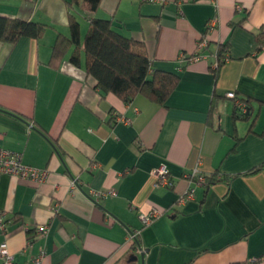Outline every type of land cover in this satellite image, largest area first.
Masks as SVG:
<instances>
[{"label":"crops","instance_id":"crops-1","mask_svg":"<svg viewBox=\"0 0 264 264\" xmlns=\"http://www.w3.org/2000/svg\"><path fill=\"white\" fill-rule=\"evenodd\" d=\"M70 1L0 0V16L47 25L39 40L0 42V148L49 171L39 184L0 174V244L18 264L41 254L44 264H264V167L251 173L264 164V0H102L95 13ZM69 14L82 41L92 18L112 19L155 70L177 74L165 105L103 95L84 52L80 67L72 49L52 68ZM229 93L250 101V120L234 118ZM161 166L173 187H155ZM197 167L218 181L178 203ZM152 209L162 214L143 227L138 214ZM138 229L143 257L127 240Z\"/></svg>","mask_w":264,"mask_h":264},{"label":"trees","instance_id":"trees-1","mask_svg":"<svg viewBox=\"0 0 264 264\" xmlns=\"http://www.w3.org/2000/svg\"><path fill=\"white\" fill-rule=\"evenodd\" d=\"M91 13H95L102 0H83ZM71 0L68 6L77 4ZM47 25L26 21L19 18L0 16V42L15 45L22 38L39 40L43 37ZM70 35L58 34L52 47L49 64L59 69L65 56L73 49L70 61L80 67L81 53L86 56L85 69L88 75L97 81L96 88L103 94L112 93L124 103H131L136 97L144 96L158 105H165L179 83V76L174 73L155 70L149 59L144 44L132 37L123 35L112 19L92 18L84 41L77 18L69 14ZM259 50L264 46V35L258 37ZM227 45L219 47L217 67L213 68L215 76L222 64L228 59ZM214 100V99H213ZM247 106V112L241 113L234 105L233 116L236 120L252 118V108L247 99L235 95ZM264 164L251 173L260 171ZM207 185L218 181L217 175L207 176ZM230 179V177H225Z\"/></svg>","mask_w":264,"mask_h":264},{"label":"built area","instance_id":"built-area-1","mask_svg":"<svg viewBox=\"0 0 264 264\" xmlns=\"http://www.w3.org/2000/svg\"><path fill=\"white\" fill-rule=\"evenodd\" d=\"M209 2H213L214 0H207ZM215 24V20L212 21L209 26L213 27ZM207 46V42L205 40L199 41L197 45V49L195 52L194 59H200L201 53L204 48ZM182 61H185V57L183 56ZM217 67V63L215 64ZM231 99H235L234 93H229L227 95ZM234 105L240 109L241 113H246L247 106L238 101H234ZM124 123H129V120H122ZM0 174H9L12 176H16L23 180H29L35 183H42L48 179L49 171L40 170L34 168L32 166L26 165L23 163V155L20 152H16L13 150L0 148ZM155 180L156 188H171L174 186V182L170 178L169 170L166 166H161L151 172ZM191 177L194 180L193 185L186 191V193L179 198L178 203H183L188 199H192L195 195L196 189L199 187H203L207 185V175L203 174L200 169L197 167L191 174ZM117 192L111 190L109 192H93L92 197L95 201H98L100 198L108 197V196H116ZM161 211L158 209H152L149 213L138 214V218L143 227L150 225L155 219H157L161 215ZM0 227L4 229L5 224L3 220V216L0 214ZM141 235V230H132L129 232L127 240L130 243L135 244L136 249L139 253H143L144 249L139 243ZM45 255L41 254L40 256L34 258L32 261L23 263V264H44ZM0 264H18L15 262L13 255L9 252L8 246L5 242L0 244Z\"/></svg>","mask_w":264,"mask_h":264},{"label":"water","instance_id":"water-1","mask_svg":"<svg viewBox=\"0 0 264 264\" xmlns=\"http://www.w3.org/2000/svg\"><path fill=\"white\" fill-rule=\"evenodd\" d=\"M143 256H144V253L141 254V257H143ZM137 259H138V256H134V257H133V260H134V261H136Z\"/></svg>","mask_w":264,"mask_h":264}]
</instances>
